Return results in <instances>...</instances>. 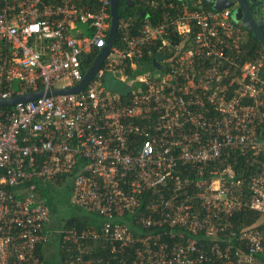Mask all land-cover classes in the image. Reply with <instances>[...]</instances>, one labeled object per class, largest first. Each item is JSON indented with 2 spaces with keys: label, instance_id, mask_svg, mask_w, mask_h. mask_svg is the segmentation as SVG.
<instances>
[{
  "label": "built area",
  "instance_id": "2783aa9c",
  "mask_svg": "<svg viewBox=\"0 0 264 264\" xmlns=\"http://www.w3.org/2000/svg\"><path fill=\"white\" fill-rule=\"evenodd\" d=\"M141 3L91 81L54 93L94 64L112 0H0V97L44 91L0 106V264H45L53 218L34 180L68 183L99 217L57 230L65 264H264V54L229 8ZM110 71L127 95L107 88ZM248 210L259 221L237 225Z\"/></svg>",
  "mask_w": 264,
  "mask_h": 264
},
{
  "label": "water",
  "instance_id": "95a60500",
  "mask_svg": "<svg viewBox=\"0 0 264 264\" xmlns=\"http://www.w3.org/2000/svg\"><path fill=\"white\" fill-rule=\"evenodd\" d=\"M119 1L120 0H112L111 28H110L107 42L105 46L102 48L100 54L97 56L92 67L86 73L83 81L73 88L53 90L54 93L77 92L80 89L84 88L91 81L94 74L100 67L102 61L108 54L109 49L112 47V45L114 44L117 38L119 17L121 15ZM205 1H207L210 4V6L216 10L228 8L237 2L239 6L233 13L234 19L237 21H240V23L244 26V28L251 31L258 38V40L261 42V45L264 51V15L256 17L253 13L252 6H251V4H262L264 3V0H205ZM135 3H136V0H126L125 2L126 7L132 6ZM144 14L145 12L142 11L141 15L144 16ZM161 59H162V54L158 53L157 60L154 62V66H156L157 68H160L161 64L158 60H161ZM105 84L108 89L113 90V91H118L119 93L123 95H127L131 90V86L127 84L126 82H124L123 80L116 78V76L114 75V72L112 71H110L107 74ZM46 93L49 94L51 92L47 91ZM42 94H44V91L38 90V91L28 92V93L21 94V95L12 96L9 98L0 97V106L2 107L14 106L19 102H24V101L34 99L38 96H41Z\"/></svg>",
  "mask_w": 264,
  "mask_h": 264
},
{
  "label": "trees",
  "instance_id": "16d2710c",
  "mask_svg": "<svg viewBox=\"0 0 264 264\" xmlns=\"http://www.w3.org/2000/svg\"><path fill=\"white\" fill-rule=\"evenodd\" d=\"M208 7H211L210 4H206ZM125 6V0H120V10L122 11L123 8ZM137 7H128L127 9H125V11H122V16L126 15V16H132L135 17L137 19V21H141L142 16H141V8H137ZM147 12H149L150 10L146 9ZM248 33V41H247V48L249 50V53L251 56H256V55H260V54H264L261 42L258 40V38L249 30H247ZM149 61V60H148ZM145 66H146V70L147 71H152V69H154L153 67V63L145 62ZM243 163V164H242ZM244 163L245 160L243 158H239V164L236 166V169L238 171L239 174H241L242 172H244ZM242 164V165H240ZM247 167L245 168V171L248 173H253L256 170L255 166H250V165H246ZM31 182H29L28 184H30ZM32 183L36 184V191L39 192L40 194V198L44 200L45 203H47L52 211V214L54 213L56 216L57 215V210H56V206L54 204L53 201V196H52V192H54V190L56 189V185L57 184H63L69 191L70 190V186L68 183H64L62 180H52L50 182H44V181H40V180H34ZM261 218L260 214L253 211V210H248L245 213H239L237 215H235V220H236V224L239 226H252L254 224H256L259 219ZM67 227H72V226H77L78 228H82L88 225H99L100 221H99V217L97 215H95L92 218H81V217H72L71 219L68 220V222L66 223ZM97 250V254H102L104 253V251L96 249ZM60 259L62 261V264H65V259L67 258V253L65 252L64 249H61L60 252ZM127 253H125L126 255ZM45 258V256H43ZM45 264H51L50 261H48L45 258Z\"/></svg>",
  "mask_w": 264,
  "mask_h": 264
},
{
  "label": "rangeland",
  "instance_id": "374dc122",
  "mask_svg": "<svg viewBox=\"0 0 264 264\" xmlns=\"http://www.w3.org/2000/svg\"><path fill=\"white\" fill-rule=\"evenodd\" d=\"M238 3H235L234 5L228 7L233 13L238 8ZM137 7V6H134ZM138 8V7H137ZM136 8V9H137ZM258 15V14H257ZM152 71L157 75L160 74V71L152 69ZM137 72H143V69L139 68ZM69 81L66 78H63L61 81L58 82L57 86H62L68 84ZM53 201L56 206L57 215H58V221L57 224L54 226H65L69 219L72 217H81V218H92L96 214L95 213H88L83 208L77 206L74 202L72 192L69 191L63 184H57L56 189L54 192H52ZM54 228H51V231ZM56 229V228H55ZM50 234H48V240H49ZM47 240V241H48ZM56 245H58V241H55ZM57 257V256H56ZM60 258V257H59ZM55 264H62V262H59V259L54 258Z\"/></svg>",
  "mask_w": 264,
  "mask_h": 264
},
{
  "label": "crops",
  "instance_id": "0c3cea01",
  "mask_svg": "<svg viewBox=\"0 0 264 264\" xmlns=\"http://www.w3.org/2000/svg\"><path fill=\"white\" fill-rule=\"evenodd\" d=\"M142 1V0H141ZM140 2H138V0H136V3L132 6H128V7H134V6H137L138 8H141L143 10L141 11H144L145 14H146V9H148L144 4H142ZM126 2V0H125ZM209 4V3H208ZM119 7H120V1H119ZM128 7H126V4L123 8V12L125 11V9H127ZM149 10V9H148ZM122 11H121V15H122ZM144 14V16H145ZM142 16V15H141ZM144 16H142V19L141 21H137V19L135 17H132V16H129L131 18V20L133 21L134 25L136 27H139L144 19ZM248 34V33H247ZM44 182H50V181H44ZM38 198L44 202L43 199L40 198V194L38 192ZM45 203V202H44ZM47 204V203H46ZM52 218H53V221L52 223L50 224L49 226V232L48 234H50V237H49V240L46 241L45 243H43L41 246H40V252L42 254V256H45V258L50 261L51 264H55L54 262V258L56 259H59V262L61 261V259L59 258L60 257V252H61V249H64V242H63V237H62V233H59L57 230L61 229V228H65L67 227V224L63 227L61 225H58V226H54L55 224H57V221H58V216H56L54 213L52 214ZM51 228H54V230L51 231ZM56 228V229H55ZM47 230V231H48ZM58 241V245H56L55 241ZM65 250V249H64ZM66 252V250H65ZM67 253V252H66ZM57 256V257H56ZM44 258V259H45ZM46 261V260H45ZM62 262V261H61ZM65 262V261H64Z\"/></svg>",
  "mask_w": 264,
  "mask_h": 264
},
{
  "label": "flooded vegetation",
  "instance_id": "af4514ba",
  "mask_svg": "<svg viewBox=\"0 0 264 264\" xmlns=\"http://www.w3.org/2000/svg\"><path fill=\"white\" fill-rule=\"evenodd\" d=\"M140 1L141 0H138V2H140ZM251 6H252L253 13L256 17L264 15V3H262V4H251Z\"/></svg>",
  "mask_w": 264,
  "mask_h": 264
}]
</instances>
